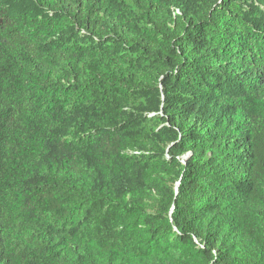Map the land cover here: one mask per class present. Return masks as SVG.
Returning <instances> with one entry per match:
<instances>
[{
  "label": "trees",
  "instance_id": "trees-1",
  "mask_svg": "<svg viewBox=\"0 0 264 264\" xmlns=\"http://www.w3.org/2000/svg\"><path fill=\"white\" fill-rule=\"evenodd\" d=\"M0 264H264V0H0Z\"/></svg>",
  "mask_w": 264,
  "mask_h": 264
},
{
  "label": "built area",
  "instance_id": "built-area-1",
  "mask_svg": "<svg viewBox=\"0 0 264 264\" xmlns=\"http://www.w3.org/2000/svg\"><path fill=\"white\" fill-rule=\"evenodd\" d=\"M175 14H180V11L179 10H175Z\"/></svg>",
  "mask_w": 264,
  "mask_h": 264
}]
</instances>
